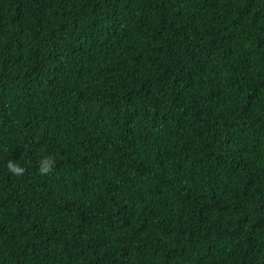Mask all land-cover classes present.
Returning <instances> with one entry per match:
<instances>
[{"label": "trees", "instance_id": "16d2710c", "mask_svg": "<svg viewBox=\"0 0 264 264\" xmlns=\"http://www.w3.org/2000/svg\"><path fill=\"white\" fill-rule=\"evenodd\" d=\"M0 264H264V0H0Z\"/></svg>", "mask_w": 264, "mask_h": 264}, {"label": "clouds", "instance_id": "9594fccd", "mask_svg": "<svg viewBox=\"0 0 264 264\" xmlns=\"http://www.w3.org/2000/svg\"><path fill=\"white\" fill-rule=\"evenodd\" d=\"M55 166V160L52 157H43L37 165V171L41 175H47ZM7 169L9 173L16 177H22L26 169L16 163L14 160L9 159L7 162Z\"/></svg>", "mask_w": 264, "mask_h": 264}]
</instances>
